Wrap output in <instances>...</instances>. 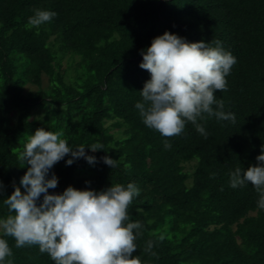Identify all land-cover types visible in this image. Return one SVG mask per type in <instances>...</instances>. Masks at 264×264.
<instances>
[{"label":"trees","instance_id":"obj_1","mask_svg":"<svg viewBox=\"0 0 264 264\" xmlns=\"http://www.w3.org/2000/svg\"><path fill=\"white\" fill-rule=\"evenodd\" d=\"M37 9L56 15L27 29ZM166 31L187 42L218 40L236 58L226 91L215 93L235 121L203 114L207 138L191 122L164 137L135 107L150 79L141 51ZM40 128L96 157L69 166L65 156L46 177L58 178L49 194L138 187L128 213L141 224L133 256L142 264H264L260 193L248 182L230 186V174L258 165L264 146V0H0V218L29 167L18 154ZM95 144L102 150L87 148ZM3 238L13 253L4 264H55L38 246Z\"/></svg>","mask_w":264,"mask_h":264},{"label":"clouds","instance_id":"obj_2","mask_svg":"<svg viewBox=\"0 0 264 264\" xmlns=\"http://www.w3.org/2000/svg\"><path fill=\"white\" fill-rule=\"evenodd\" d=\"M55 15L37 9L25 27L38 29ZM212 43L216 46H210ZM220 45L218 40L187 42L166 31L141 51L143 60L139 67L150 73V79L140 91L144 102L136 103L135 107L148 128L164 137H173L183 132L186 122H191L207 138L208 133L198 123V119H204L203 114L235 121L232 113L223 111V100L218 101L215 95L217 91H226V77L236 63V58ZM62 136L60 131L37 129L18 154V159L29 167L20 181L25 191L15 187L3 200L10 214L0 218V264L13 254L3 237L14 238L16 248L38 246L55 264H142L139 256H133L137 249L134 230H139L141 224L129 222L128 213L133 198L140 193L134 183L126 187L111 184L100 192L69 186L62 194L48 193L57 187L58 178L55 174L46 177L65 156L71 155L66 161L69 166L79 158L96 163L95 156L86 155L85 146L69 147ZM170 147L165 144V148ZM87 148L96 152L102 150V145ZM102 159L106 165L115 167L116 160L109 156ZM256 160L258 165H250L243 171L237 167L230 174V186L235 189L251 183L260 193L258 207L264 209V146ZM3 187L0 182V191ZM42 194L43 201L38 206ZM151 247L149 243L146 250Z\"/></svg>","mask_w":264,"mask_h":264},{"label":"rangeland","instance_id":"obj_3","mask_svg":"<svg viewBox=\"0 0 264 264\" xmlns=\"http://www.w3.org/2000/svg\"><path fill=\"white\" fill-rule=\"evenodd\" d=\"M46 82H47V81H46V77H44L43 86L46 85ZM25 89H26V90H32V91H35V90L37 89V87H36L35 85L27 84V85H25ZM33 109H34V114H35V115H38V114L40 113V110L37 109L36 107H34ZM85 153H86V154H90L89 151H85Z\"/></svg>","mask_w":264,"mask_h":264}]
</instances>
